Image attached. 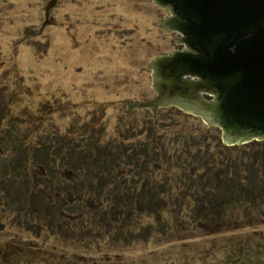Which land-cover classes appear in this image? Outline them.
<instances>
[{
	"label": "rangeland",
	"instance_id": "obj_1",
	"mask_svg": "<svg viewBox=\"0 0 264 264\" xmlns=\"http://www.w3.org/2000/svg\"><path fill=\"white\" fill-rule=\"evenodd\" d=\"M49 1L0 0V116L5 104L11 105L13 115L20 114L11 124L0 121L1 127L23 123L29 138L33 137V149L47 126L51 133L60 131L67 145H80L84 136L99 146L116 145L137 160L148 157L146 149H158L157 140L164 145L176 140L174 132L188 112L168 105L155 117L149 108L130 106L155 96L150 60L183 46L176 39L177 31L161 26L169 9L155 0H55L46 19ZM188 114L186 128L193 131L203 120ZM212 126V133L221 138V129ZM175 140L177 151L183 152L177 159H186V142ZM206 142L211 144L201 142L197 147L211 151L219 141L208 137ZM90 154L96 169L91 175L93 186L81 185L82 189L70 192L68 213L59 211L52 221L45 217L31 226L22 219L15 222V213L8 211L5 195L0 194V264H264L263 201L236 204L226 215L212 214L206 202H202L206 212L191 211L186 204L198 189L188 192L170 181L179 169L156 156L148 175L158 174L166 181L162 200L147 205L157 199L153 193L157 187L149 185L135 192V198H140L137 205L143 208L120 212L110 188L119 191L129 183L134 162L120 164L119 182L104 179L99 185L103 172L97 167L102 156L95 148ZM31 163L30 169L38 174L42 164L35 156ZM86 168L75 171L65 157L60 159L56 185L86 177ZM177 192H186L183 201L169 199L172 194L176 198ZM168 199L172 205L166 207ZM180 202L185 204L176 214L180 207L173 203ZM74 206L81 210L75 211ZM121 220L129 223L122 227Z\"/></svg>",
	"mask_w": 264,
	"mask_h": 264
},
{
	"label": "trees",
	"instance_id": "obj_2",
	"mask_svg": "<svg viewBox=\"0 0 264 264\" xmlns=\"http://www.w3.org/2000/svg\"><path fill=\"white\" fill-rule=\"evenodd\" d=\"M3 106L0 121H4L6 125L11 124L12 119L17 117V115L20 116L17 112V115L12 114L10 104ZM167 107L163 106L161 108ZM167 110L173 111L175 109L168 108ZM23 113L30 112L24 110ZM184 116L191 117L188 113H184ZM177 117L183 119V116L181 118L177 115ZM185 117L184 121L179 125L178 130L174 132L177 137L176 140L173 138L166 145L162 141L157 140L156 145L158 149L155 146L146 149L148 157L141 160L131 157V155L116 145L113 147L107 144L105 146H99L92 139L85 140L84 136L81 139L82 142L80 145H67L60 131L51 133V129L47 126L42 127L43 132L41 134L44 137L36 142L34 145L36 148L33 149V137L29 138L28 132L23 129V123L20 127L17 126V123H15L14 127L6 128H2L0 125V194L5 195L6 202L10 207L8 211L15 213L13 216L15 222L22 219L26 226H31L32 223L39 219L45 220V217H51L50 221H52L53 218L58 216L59 211H67L68 213L69 208L66 207V203L70 192H73L74 189H82L80 187L81 185L92 184L94 177H91V175L93 171L96 172V169L95 165L90 163V153L94 148L102 156V162L100 161L101 165L97 167L100 172H103V177L101 175L98 177L99 185L105 183V180L112 182L114 179H117V182H119L122 177L119 166L123 162H134L136 169L142 171L136 172L134 167L132 173H129V183L122 185L121 188L124 187L122 190L113 191V187L110 188L111 197L120 203L118 206L120 212L124 209L136 211L143 208L137 205L140 198H135V192L137 189H140L142 192V189L146 190L149 185L151 187H157L156 191H153V193H156L157 199L147 205H157L162 200L161 194L167 189L166 181L159 179L158 174L155 177L148 175V171H150L148 169L149 163L156 156L159 161L162 162L163 159L164 163H171L173 164L172 167L179 169L177 171L178 173L173 172L171 174L174 175V179L171 177L170 181H176L183 189L188 190V192L198 189V194L194 200L186 204L191 211L202 209L206 212V208L202 207V202H206L204 205H206L205 207L212 214L226 215L232 211V206L236 204H244L247 202L256 203L258 201L264 202V140H251L246 144L227 145L222 142L221 138L216 137L217 135L212 133V128H215L212 125L209 126L198 121L193 131L187 130V118ZM22 119L24 120V117ZM208 137L212 139L217 138V141H219L215 148L212 147L213 150L210 151L205 147L204 149L200 146L197 147L201 142H205L204 144L209 146L211 143L206 142ZM90 138H93V135ZM77 139H79V135ZM173 140L180 142V144L182 141L186 142L187 150H189L188 156L186 155L185 157L186 159H177L179 153H181L179 157L182 159L183 152L180 150L177 151L178 148L173 143ZM34 156L42 164L41 171L38 174L33 173L32 168L30 169ZM64 157L70 163V166H74V169L77 167L75 171H79L81 166L84 168L87 167L86 169L89 171L85 174L87 176L82 177L78 181H70V179H67L64 180L62 185H59L58 182L56 185L55 177L57 176V167L59 160ZM144 169L146 171L143 173ZM104 175L108 178L104 177ZM78 184L79 186L77 187ZM130 191L133 193L132 197L126 195V192ZM176 194V198H172V194V196H169V199L183 201L184 199H181V196L186 194V192H177ZM148 199H153L152 194H148ZM169 199L165 203L166 207L172 205ZM182 204L185 203H173L174 206L180 207L175 212L176 214L182 210ZM70 209H73L71 204ZM76 209L77 211L81 210L75 207L74 210L76 211ZM166 210L172 211V208H167ZM200 216L205 217L204 214ZM63 220L64 223L69 221L68 219ZM36 223L42 222L38 221ZM127 223H129L128 220L126 222L121 220L118 225L124 227L123 224L127 225ZM122 229L119 228V230ZM122 233L126 234L128 232Z\"/></svg>",
	"mask_w": 264,
	"mask_h": 264
},
{
	"label": "water",
	"instance_id": "obj_3",
	"mask_svg": "<svg viewBox=\"0 0 264 264\" xmlns=\"http://www.w3.org/2000/svg\"><path fill=\"white\" fill-rule=\"evenodd\" d=\"M155 2L169 9L161 26L184 47L150 60L155 96L130 106L156 117L174 105L218 126L225 144L264 140V0Z\"/></svg>",
	"mask_w": 264,
	"mask_h": 264
},
{
	"label": "flooded vegetation",
	"instance_id": "obj_4",
	"mask_svg": "<svg viewBox=\"0 0 264 264\" xmlns=\"http://www.w3.org/2000/svg\"><path fill=\"white\" fill-rule=\"evenodd\" d=\"M170 16V13L168 14V15H166L165 17H164V19L165 18H167V17H169ZM163 19V18H162ZM177 36V35H176ZM183 47H184V45L182 46V47H180V48H176V49H183ZM155 91V90H154ZM156 93V92H155ZM203 95L205 96V97H209L207 94H205V93H203Z\"/></svg>",
	"mask_w": 264,
	"mask_h": 264
}]
</instances>
